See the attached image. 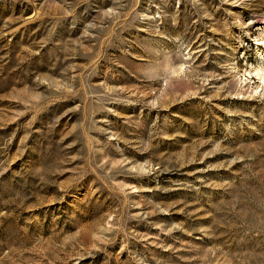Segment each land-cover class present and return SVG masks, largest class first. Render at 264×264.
<instances>
[{
	"label": "rangeland",
	"instance_id": "374dc122",
	"mask_svg": "<svg viewBox=\"0 0 264 264\" xmlns=\"http://www.w3.org/2000/svg\"><path fill=\"white\" fill-rule=\"evenodd\" d=\"M260 40L264 0H0V264H264Z\"/></svg>",
	"mask_w": 264,
	"mask_h": 264
},
{
	"label": "bare ground",
	"instance_id": "6f19581e",
	"mask_svg": "<svg viewBox=\"0 0 264 264\" xmlns=\"http://www.w3.org/2000/svg\"><path fill=\"white\" fill-rule=\"evenodd\" d=\"M261 43H263L264 44V40H260L257 44L259 45V44H261ZM259 69H257L256 71H255V73H256V75H259ZM261 73V72H260ZM260 76H262V75H260ZM262 78H263V80H264V75L262 76Z\"/></svg>",
	"mask_w": 264,
	"mask_h": 264
}]
</instances>
